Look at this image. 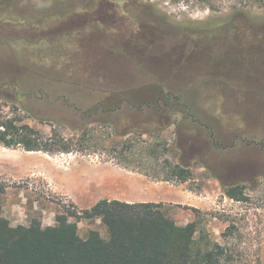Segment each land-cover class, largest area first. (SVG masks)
I'll use <instances>...</instances> for the list:
<instances>
[{
	"label": "rangeland",
	"instance_id": "rangeland-1",
	"mask_svg": "<svg viewBox=\"0 0 264 264\" xmlns=\"http://www.w3.org/2000/svg\"><path fill=\"white\" fill-rule=\"evenodd\" d=\"M122 90L136 104L180 95L189 116L129 108ZM0 115L72 148L0 146V207L11 205V225L54 226L56 214L89 208L47 186L89 177L82 160L68 162L84 157L113 173L108 197L145 198L180 225L195 221V249L219 251L218 264H264V0H0ZM133 127L165 137L191 178L154 181L118 165L110 142ZM15 162L48 172L7 173ZM223 184H242L246 199L228 198ZM69 221L83 237L106 236L100 219Z\"/></svg>",
	"mask_w": 264,
	"mask_h": 264
},
{
	"label": "trees",
	"instance_id": "trees-1",
	"mask_svg": "<svg viewBox=\"0 0 264 264\" xmlns=\"http://www.w3.org/2000/svg\"><path fill=\"white\" fill-rule=\"evenodd\" d=\"M118 94L129 108L144 111L143 107H151L154 111L165 109L170 114L189 116V107L180 95L166 92L136 104L129 90ZM132 129L117 134L121 138L129 135L123 140L110 142L109 149L115 152L117 164L154 181L179 184L191 178L188 165L170 158L165 137L153 136L152 130ZM87 132L82 130V134ZM0 146L47 153L72 152L60 137L43 138L22 118L6 115H0ZM221 187L232 200L246 199L242 184ZM69 217L100 219L106 236L96 229L81 236ZM196 231L195 221L180 225L164 212L161 203L151 201L103 198L79 213L56 214L55 225L47 227L38 219H32L28 225H11L0 207V264H218L219 251L195 249Z\"/></svg>",
	"mask_w": 264,
	"mask_h": 264
},
{
	"label": "crops",
	"instance_id": "crops-1",
	"mask_svg": "<svg viewBox=\"0 0 264 264\" xmlns=\"http://www.w3.org/2000/svg\"><path fill=\"white\" fill-rule=\"evenodd\" d=\"M28 152H37V151H28ZM10 153V152H9ZM16 155V158H18L17 153L13 152ZM3 157V156H2ZM74 160H82L83 161V166L85 167H89L88 173H91V175H89V177H87L88 175H81V177H79L77 179L76 182H74V184H70L69 181H64L63 184L58 185L56 181L49 182L47 180V186L52 189L53 191L57 192V193H61L62 195H64L67 199H69L70 201H72L73 203H75V205L83 207V206H87V207H91L96 201L103 199V198H107V199H118L120 200L121 198L119 197H108V187L111 186V184L113 183V173H111L110 175H103L101 173L98 172V163L96 161H94L93 159L88 160L87 158H74L72 160H69L68 162L74 161ZM99 164H103L99 162ZM33 165V164H31ZM119 165V164H118ZM37 167L34 170L33 166H24V165H19V162H15L14 164H7L5 166V170L7 173H12V172H18L19 170H21V172L23 173H27V172H41V174L43 173V175H46L47 171L46 169H44L40 164L36 165ZM189 166V165H188ZM122 167V166H121ZM123 169H126L124 167H122ZM127 172L132 173L138 177H146L144 174H141L139 172L136 171H132L129 169ZM48 172V171H47ZM93 173V174H92ZM136 176H132L136 177ZM127 179L123 180L121 185L122 187H125V189H128L130 187V182H129V176H126ZM42 179V178H41ZM44 180V178H43ZM133 183H138L137 181H133ZM109 185V186H108ZM111 190V187L109 188V191ZM191 192L189 191V201H192L193 203H199L202 207H204V205L206 206L208 204L207 199L205 198L204 202H198L197 198H192L190 196ZM175 196H178V193H176ZM180 197V196H178ZM148 199V198H147ZM151 199V198H150ZM91 200L90 204L86 205V203ZM145 198H140V197H126V198H122V201H127V202H136V201H145ZM12 207L11 205H8V207H3V212L2 215L6 218L7 215H10L9 213L12 212ZM9 219V218H8Z\"/></svg>",
	"mask_w": 264,
	"mask_h": 264
}]
</instances>
